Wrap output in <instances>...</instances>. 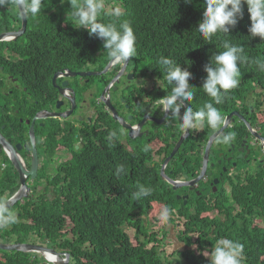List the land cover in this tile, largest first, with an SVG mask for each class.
<instances>
[{"label":"trees","instance_id":"16d2710c","mask_svg":"<svg viewBox=\"0 0 264 264\" xmlns=\"http://www.w3.org/2000/svg\"><path fill=\"white\" fill-rule=\"evenodd\" d=\"M113 1L118 3L117 0ZM119 1L124 11L117 24L126 21L131 25L136 44L144 56L149 58L148 69L165 75L163 67L157 63L158 59L166 56L178 62L181 68H186L192 75L190 84L195 87L193 91L197 103L211 102L223 115L235 109V101L255 85L264 90V71L259 70L253 62L256 59L264 60V40L250 38L248 31L245 33L244 29L237 31V36L235 33L242 26L250 24L246 5L243 18L239 19L227 36H214L211 41L205 42L195 28L204 11V0H193L190 4H186L184 0ZM46 3L49 4L50 0L43 1L42 6H47ZM67 9V17H72L70 5ZM114 17L116 16L103 15L101 20L104 23L115 22ZM30 18L32 15H28L27 28L15 42L0 41V62L5 70L9 67L15 68V75L28 91H31L33 74L37 70L40 78L44 69L67 57L70 59L69 65H75L74 57L88 56L89 49H104L102 40L94 35L84 37L80 33L87 32L86 29H75L68 21L69 26H61L63 15L52 18V32L49 24L46 27L48 30L44 31V28L40 29ZM20 23L21 18L14 6V0H8L5 6L0 7V33L18 29ZM225 39L242 45L244 54L249 59L239 65L244 82L226 93L222 92V103L215 104L201 87L206 76L204 65L212 54L223 50L222 41ZM14 45L19 50H26L21 52V60L16 55L2 54V48ZM104 53L109 58L107 52ZM53 58H56L54 62ZM52 89L50 84L49 90ZM260 123L262 126V121ZM262 129L264 131V127ZM232 130L229 128L226 133ZM109 137V133L104 134L99 147L88 144L81 160L75 156L69 163L61 165L58 174L54 176L53 202L46 203L28 214L30 223H16L12 229L1 232L0 241H6L10 232L14 233L16 241L19 242H25L33 234L39 239L38 244L68 252L69 264H208L207 255L212 246L217 239L227 237L243 243V264H264V225H254L256 217H261L264 222V168L246 178V182L231 184L232 197L240 207L239 212L237 206L230 204L226 209L217 200L215 204L198 203L194 212L187 213L188 203L184 205L177 202L174 197L177 190H173L160 176L163 160L159 162L153 157L161 158L166 153L169 154L171 143L166 142L167 145H164V142L155 139L149 145L147 141L141 143L130 139V145H124ZM145 145L148 146L147 151ZM81 153L77 151L74 155ZM111 158L125 160L123 170L116 174V182L111 173L112 163L108 160ZM176 161L177 166H180L181 161L177 154L173 163ZM165 170H170V167L167 166ZM178 172L180 175L185 173L183 166L179 167ZM105 183L116 184L118 192L113 198L101 197ZM138 185L150 187L151 195L135 199L133 194L138 190ZM10 193L3 192V195L8 196ZM0 197H3L2 191ZM171 203H179L182 208L180 214L185 219L184 229L178 232L177 238L183 243L184 250L160 256L158 246H148V242L145 246L143 243L136 245L128 240L121 226L131 223L141 232L142 219L159 218L166 205L171 210ZM211 209L220 211L222 215L226 213L230 224L223 226L217 216L209 213ZM161 221L163 226L165 221ZM168 221H174L172 212ZM113 228L116 233L115 246L106 243L110 240L108 238ZM151 236L155 237V233ZM0 264L51 263L36 252L0 249Z\"/></svg>","mask_w":264,"mask_h":264},{"label":"flooded vegetation","instance_id":"af4514ba","mask_svg":"<svg viewBox=\"0 0 264 264\" xmlns=\"http://www.w3.org/2000/svg\"><path fill=\"white\" fill-rule=\"evenodd\" d=\"M46 4L47 6H42L39 15L32 16L30 19L38 24L40 29L44 28V31L48 30L46 27L49 24V30L52 32L54 30L52 18L59 15H63V18L67 17L69 14L62 6L69 3H66V0L63 3L61 0H50V3ZM27 18L28 15L26 20ZM62 19L60 25L64 27L75 21L73 17L68 23ZM71 25L76 29L77 25L73 23ZM18 29H12V31ZM80 33L84 37L90 36L86 31ZM1 51L3 55H16L20 60L22 59L20 51L26 52L24 48L19 50L17 45L6 46ZM89 51L88 56L74 57L75 65H69L68 57L53 64L49 67L51 76L47 77L49 80L45 83L40 81L38 71L35 72L31 91H27L19 78L14 76L15 68L9 67L5 70V66L0 62V183L2 186L0 192L5 194L14 190L13 193H15L20 188L18 172L20 168L11 161L8 148L19 154L27 171L33 166L32 157L35 147L39 160L43 161L35 168L34 175L28 173L25 176L28 190L18 201L19 206L10 208L15 214L20 215L36 210L30 206L39 188L42 189V195L46 194L44 187L46 178L41 173L42 168L46 175L54 160L64 158L69 151L73 155L77 151L82 152L76 145V139H79L82 144L87 142L92 144V141L100 144L101 136L106 133L109 135L114 133L111 139L119 140L124 145H130L129 140L132 139L130 134L133 133L135 136L137 132L145 137L149 145L155 139L164 142V145H167L166 142L171 143L172 148L169 154H165L163 163L176 148L173 156L166 160L167 166L170 167L167 173L175 180L185 181L180 182L181 185L177 189L173 187L172 189L177 190L174 193L176 200L190 202L187 209L193 208L192 203L196 199L202 202L224 199L230 192V179L232 175H235L238 163H254L252 165L254 169L248 171L246 178H249L250 174L258 173L264 166V158L260 156L264 154L263 150L262 153L260 152L261 145L259 143V145H249L246 141L249 138L252 142L256 138L251 137V130L245 124L246 122L259 136H264L259 123V114L264 107L261 108L258 102L246 98L240 106L236 105L235 109L227 114L224 113L222 116L226 121L229 115H232L227 122L229 127L223 130L221 135L225 134L229 128L236 129L235 139L226 145L225 149H220L221 144L216 143V138L219 136L217 135L213 140L215 146L211 142L209 148L208 141L214 129L210 128L206 121L199 126L198 130L185 132L181 129L178 118L166 117L168 114L160 111L156 101L161 98L159 94L162 93L163 81L159 77L154 78L155 74L148 71L149 58L144 56L137 44L136 56L130 58L131 61L126 66L113 64L110 58L105 56V50L102 48L89 49ZM54 59L56 60L53 58L52 62L55 61ZM50 84L53 87L52 90H49ZM65 89L67 94L63 95L61 91ZM71 92L74 93V98ZM53 113L57 115V118L50 116ZM30 120L32 122L29 125H23V122L28 124ZM150 121L153 122L146 127ZM39 127L41 132L37 129ZM69 140H72V144L68 146ZM243 140H245L244 144ZM207 147L209 153L205 163ZM228 151L230 154H227ZM176 154L181 161L180 166H177V161L173 163ZM71 159H68V162ZM108 160L112 163L111 173L116 182L118 169L124 166L125 160H115V158ZM48 162H50L49 165ZM181 166L185 170L183 175L178 172ZM199 171L203 175L195 180L200 175ZM232 179L237 184L244 182L236 177ZM215 180H217L216 183ZM176 206L179 208L178 204Z\"/></svg>","mask_w":264,"mask_h":264},{"label":"clouds","instance_id":"9594fccd","mask_svg":"<svg viewBox=\"0 0 264 264\" xmlns=\"http://www.w3.org/2000/svg\"><path fill=\"white\" fill-rule=\"evenodd\" d=\"M43 1L46 0H14V6L18 9V12L21 16H27V15L36 16L41 13ZM117 1L118 3H115L113 0H105V2H103V0H68V3L71 8V15L76 21V25H77L76 28L79 27V29H86L90 36L94 35L98 39L102 40L103 48L107 52V55L113 64L126 66L127 63L131 61L130 58L136 56V37L131 25L128 22L122 21L119 24H117L120 21L122 12L124 11L121 2L119 0ZM63 2L64 0H61V3ZM184 2L186 4H190L193 2V0H184ZM7 3L8 0H0V7L5 6ZM245 5L249 16L250 24L244 25L238 30H236L235 31L236 36L239 35L237 31L244 29L245 33L246 31H248L250 38L258 37L260 38V40H264V0H204V7H203L204 11L202 12V16L195 28L197 29L199 34L203 37V40L205 42L211 41L214 36H218V35L227 36L230 33V30L233 27H235V25L238 23L239 19L243 18ZM115 8L118 9L115 10ZM66 11L69 13L68 9H66ZM103 15L116 16L114 17L116 23L102 22L101 19ZM232 42H236V41L232 40ZM222 48H223L222 51L212 54L209 58V61L204 65V72L206 73V76L201 85L204 93H206L207 96H209L212 99V101L215 102V104L222 103V92L226 93L229 90L238 87L239 83L244 82V78L241 77V69L239 65L241 63L248 62L249 59L244 54V47L242 45L233 44L229 40L225 39L222 41ZM21 52L22 51H20V54ZM20 56H22V54ZM253 62L258 66L259 70L264 71V60L256 59ZM157 63L158 65L163 67L165 75L153 72L152 69H148V71L155 74L154 78L159 77L163 81V87L161 88L162 93L159 94L161 98L158 101H156V103L159 105L160 111L162 113L168 114L166 117L171 116L178 118L180 121V127L185 132L189 130H198L199 126L202 125L205 121L207 122L210 128L215 130H220L224 125V116H222L220 111L214 106L213 103L211 102L205 103V101H203L202 103H197L195 101L194 91H193L195 87L190 84V80L192 79L191 73L186 68H181L178 62H175L173 59L166 56H161L158 59ZM49 71L50 68L48 66L42 73V77H40L41 82L45 83L47 80H49L47 79V77L50 78L51 76V74H49ZM14 76L17 77L16 75ZM55 77L56 76H54V78ZM19 81L21 82L22 86L25 87L27 90V87L23 85V82L20 79ZM246 98L248 99L250 98L251 100L258 102L261 105V108L264 107V90L260 86L255 85L254 88L250 89L248 92L242 93L241 98L236 100L235 104L240 106L244 102V99ZM52 118L55 119L57 117H52ZM115 118H117L116 115ZM259 121H262L263 124L261 128H263L264 109L259 114ZM31 122L32 120H30L28 124L23 122V125L27 126ZM131 127H133V125ZM248 128L251 130L250 134L252 138H254V136H259L250 124L248 125ZM129 129L132 130L130 127ZM111 135H115V134L112 133ZM111 135L109 139H111ZM102 137L103 135L101 136V138ZM239 137L241 136L239 135ZM234 139H235V133L229 132L223 135H219L216 138V143L229 145ZM76 141H77L76 145L82 151L80 155H73L69 151L70 156H65L64 158L61 157L58 158L57 160H60V162L55 172H53L50 169L48 174L45 175L43 168L41 169L42 175L46 178V182L44 183V187L46 188V194L42 195L41 194L42 189L39 188L37 190V196H35L32 200L31 203L32 207L37 209L38 207H42L46 203L53 202V198L55 196L54 176L58 174V170L60 166L69 163L68 159L73 158L75 156L80 158V160L84 157L85 155L84 151L87 149L89 143L87 142L85 144L84 143L82 144L80 143L79 139H76ZM246 141L249 145L258 144L257 139H254V141L251 142L249 141L248 138ZM102 142L103 139H101L100 144L92 141V145L99 147L102 145ZM212 142L214 144L213 140ZM244 142L245 140H243V144ZM70 144H72V141H69L67 143L68 146ZM147 150H148V146L145 145V151ZM262 150L264 153L263 148H261L260 152L262 153ZM8 151L10 153L9 157H11L12 155L19 162L18 168H20V170L21 169L24 170L23 174H21L20 170L18 172L20 173L19 190L20 189L23 190L22 195H25L26 191L28 190L25 184V176L28 174V171L24 166V163L21 157L19 156V154L16 153V151L13 149L8 148ZM208 153H209V149L205 153L206 163H207ZM172 156L173 155L166 157L164 163H162L161 168L164 166L163 167L164 174L173 181L185 182L179 179L175 180L165 170L168 165V161L166 160H169ZM260 156H263L264 158V154ZM153 157L154 160L160 162L164 160L165 155L161 158L158 156H153ZM32 159L35 168H37L39 165L43 163V161L39 160V157L37 156L36 147H35V151L33 152ZM122 170H123L122 167L118 169V171H122ZM253 175L255 174H250L249 176L251 177ZM160 176L164 181H167L171 185V187L177 189L178 186L174 187L170 181H168L163 177V175L161 174V169H160ZM21 177L24 178L23 181L21 180ZM232 183H234L233 179H230V194H231L230 197L233 200L232 205L237 206L238 207L237 212H239L240 207L232 197V192H231ZM104 186L105 189L102 191L101 197L106 198L109 196L110 198H113L117 194L118 191L116 184L107 185L105 183ZM19 190L16 191L15 193H13L14 190L11 191V193L8 196L7 195L4 196L2 192L3 197H0V229H1L0 233L1 232L5 233L6 229H12L14 227V224L16 223H30L31 221L29 217H27V215L32 212L17 215L10 209L11 207L19 206L17 203L21 197H19L16 201H14L10 206H7L8 199L11 196H14V194L19 193ZM151 193H152V189L150 187H145L144 185H138V190L133 195L135 199H140L142 197L150 196ZM217 200H220V202L223 203L225 201V198L224 199L218 198ZM184 201L177 200V202H182L184 205L188 203L187 205L188 207L189 202L186 203ZM216 201L215 202L204 201V203L212 202L211 204H215ZM171 204L173 205V203ZM176 204L179 205V203ZM166 206L167 207H165L162 210L159 218L142 219L143 230L141 232H138V228L131 223H126L123 226H121V229L126 234L128 240L131 241L132 244H136V245L143 243L144 244L143 246H145L146 242H148V246H153V247L158 246V250H159V246L163 245L164 251L168 253L166 250L168 245L165 244V239L167 236L166 228L169 224L177 223L182 226V228L178 231L180 232L181 230L184 229L185 219L183 215L180 214V209H182L180 206L179 208H177L176 205H173L171 206V210L169 209V205ZM194 210L195 208L193 207L192 209H186V212L190 213V212H194ZM171 212L174 218L173 222L168 221ZM209 213H213L217 217H219L221 214L220 211L216 209H211ZM161 220L165 221L163 223V226L161 225L162 222ZM258 220H262V218L256 217L254 219V222L259 223ZM153 233H155V237L151 236V234ZM12 236H14V233L10 232L8 239L6 241H0V243L38 244L29 241L28 238L26 239L25 242L14 241L12 239ZM32 236L34 235L30 234L29 238L32 239ZM108 239L110 240L107 241L106 243H111L112 245L115 246V240H116L115 228L111 230L110 237ZM38 245H42V244H38ZM43 246L50 247L48 245H43ZM184 248L185 247L183 246L182 248L176 251L184 250ZM2 250H7V249H2ZM58 252L62 259H64L65 254L68 255V264H69L70 256L68 252H64V251H58ZM170 254L171 255L175 254V251L171 252ZM159 255L162 256L160 250H159ZM43 256L45 257L48 263L56 264L54 263V260L50 259V257H46L45 255ZM207 257H208V264H243L244 245L238 240H234L227 237L220 238L217 239L215 245L212 246L211 251L207 255Z\"/></svg>","mask_w":264,"mask_h":264},{"label":"rangeland","instance_id":"374dc122","mask_svg":"<svg viewBox=\"0 0 264 264\" xmlns=\"http://www.w3.org/2000/svg\"><path fill=\"white\" fill-rule=\"evenodd\" d=\"M69 7V5H65V6H62L63 9H67ZM118 8H115V10H117ZM71 17H64L62 20L63 21H70ZM73 23L74 25H76V21H73L71 22ZM153 118V117H152ZM153 122V121H150L146 127L150 126V123ZM38 131L41 132V128H37ZM231 132L233 133H236V129H233ZM132 141H135V142H141V143H144L145 142V137L143 135H141L140 132H137L135 134V136L131 139ZM69 141H72V140H69ZM221 148L220 149H225V146L226 145H223L221 144ZM227 154H230V152L228 151ZM67 156H70V153H66ZM218 157L221 158V156L218 155ZM219 159V158H218ZM59 162L60 160H54L53 162V165L51 166V170L53 172L56 171L58 165H59ZM50 162H48V165H49ZM254 163H238V166H236V170H235V175H232V178H239V179H242L243 181L245 180L244 178H246L248 176V171H251V169H254L252 167ZM48 165H47V168H48ZM263 168V167H262ZM261 168V169H262ZM200 172V171H199ZM231 178V179H232ZM231 194L229 192V194L226 195L225 197V201L223 202V205L224 207L227 209L230 204H233V200L231 199ZM190 203V202H189ZM198 203H202V201L200 199H196V201L194 203H192L193 207L196 208ZM205 214V213H204ZM228 217L226 215V213H224V215L220 214V216L218 217L219 221H221V223L223 224V226L225 225H229L230 222H228ZM231 217V216H230ZM238 219V218H237ZM259 223H256L254 222V225H257V224H262L264 225V222H262V220H258ZM216 223H214V227H216ZM182 228V226L180 224H177V223H172V224H169L166 228L167 230V236H166V239H165V244H167V252L170 254L171 252L173 251H176L180 248H182L184 245L181 241L178 240L176 234L178 233V231ZM16 236H12V239L14 241H16ZM34 238H37L36 236H32V239H30L28 237V240L31 241V242H34V243H38L39 242V239H34ZM134 242V241H133ZM193 248H195V245L193 246ZM159 250L161 252V255H165L167 254L165 251H164V246L163 245H160L159 246Z\"/></svg>","mask_w":264,"mask_h":264},{"label":"water","instance_id":"95a60500","mask_svg":"<svg viewBox=\"0 0 264 264\" xmlns=\"http://www.w3.org/2000/svg\"><path fill=\"white\" fill-rule=\"evenodd\" d=\"M26 23H27L26 17L22 16V23H21L20 29L16 30V31H10V32H7V33H1L0 34V41L4 40V39H7L8 37H12V38L19 37L25 31ZM73 74H75V73H73ZM66 90L67 89L61 91L63 95L67 94ZM71 94H72V97L74 98V95H73L74 93L71 92ZM235 113H237V112H235ZM231 115L232 114H230L229 117ZM50 116L57 117V115L55 113L51 114ZM229 117L227 118L226 123L229 121ZM217 133L218 132H216V134H214L213 136H211L209 138L208 146L211 144L213 138L217 135ZM130 136L133 138L134 134L131 133ZM262 140L264 142V139H262ZM4 143H2L3 146H5ZM6 145H7V143H6ZM175 151H176V148L174 149V151L172 152L171 155H173L175 153ZM207 151H208V147H207ZM10 158H11L12 162H14L18 166L19 162L15 159V157L11 155ZM205 163H206V161H205ZM163 167L161 168V174L163 175V177L165 179H167L168 181H170L173 184L174 187L181 185L180 182H176V181H173L172 179L168 178L163 172ZM20 172H21V174H23L24 170L21 169ZM28 173L34 175V173H35L34 165H33V167L30 168ZM202 175H203V173H200V175L196 179H199ZM21 180L23 181L24 178L21 177ZM214 182L216 183L217 180H215ZM191 183H192V181H191ZM23 185H24V183H23ZM22 194H23V190L20 189L19 193L14 194V196H11L8 199L7 206H10L14 201H16L19 197H21ZM184 202H186V201H184ZM0 248L7 249V250L23 251V252H27V251L28 252H31V251L32 252H39V253H41V254H43L45 256H46V254L49 255L48 257H50V259L54 260V263H56V264H68V255L67 254H65L64 255V259H62L60 257V254H59L58 251H56L53 248H50V247H47V246H43V245L28 244V243H16V244L0 243Z\"/></svg>","mask_w":264,"mask_h":264},{"label":"bare ground","instance_id":"6f19581e","mask_svg":"<svg viewBox=\"0 0 264 264\" xmlns=\"http://www.w3.org/2000/svg\"><path fill=\"white\" fill-rule=\"evenodd\" d=\"M25 17H26V16H25ZM21 19H22V16H21ZM21 22H22V21H21ZM20 27H21V24H20ZM26 28H27V23H26ZM19 29H20V28H19ZM19 29H18V30H19ZM2 33H7V31H6V32H2ZM0 34H1V33H0ZM16 38H17V37H16ZM16 38L8 37L7 39L1 40V41H4V42H15L14 40H15ZM245 124H246L247 126L249 125L248 122H246ZM228 127H229V125L226 123V120H224V125H223V127L220 129L221 131H220V130H215V129H214V131H213V133H212V136H213L214 134H216V132H218L217 135H221V134H222V131L225 130V129H227ZM257 130H258V129H257ZM31 131H32L31 133L33 134L34 130L32 129ZM217 135H216V136H217ZM216 136H215V137H216ZM215 137H214V138H215ZM255 137H256V138H255ZM214 138H213V140H214ZM254 138L257 139L258 143L261 145V148L264 149V142H263V140H262V139H264V136H254ZM258 139H259V140H258ZM48 256H49V255H46V257H48Z\"/></svg>","mask_w":264,"mask_h":264}]
</instances>
